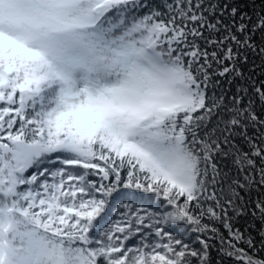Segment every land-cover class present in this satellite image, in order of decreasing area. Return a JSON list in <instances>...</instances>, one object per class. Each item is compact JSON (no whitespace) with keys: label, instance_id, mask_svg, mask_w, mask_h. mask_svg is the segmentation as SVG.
Instances as JSON below:
<instances>
[{"label":"snow or ice","instance_id":"snow-or-ice-1","mask_svg":"<svg viewBox=\"0 0 264 264\" xmlns=\"http://www.w3.org/2000/svg\"><path fill=\"white\" fill-rule=\"evenodd\" d=\"M256 59L231 0H0V264H264Z\"/></svg>","mask_w":264,"mask_h":264},{"label":"trees","instance_id":"trees-1","mask_svg":"<svg viewBox=\"0 0 264 264\" xmlns=\"http://www.w3.org/2000/svg\"><path fill=\"white\" fill-rule=\"evenodd\" d=\"M155 2L159 3L160 0H155ZM232 3H234L236 6L239 7L241 12L247 13L249 15H251L254 11L258 12L261 9H264V0H231ZM252 60L253 58L250 57L249 59V65L245 66L243 68V71L245 73V77L248 78L249 74L251 72L252 69ZM259 60L256 59L255 60V64L257 65L256 69H255V73L253 74L252 78L253 79H262L264 78V71L261 70V68L258 66L259 65ZM222 87L223 89L228 90L229 92L235 91V87L236 85L233 84L231 86H229L227 84V82H222ZM119 204H120V197H117L115 202H114V208H113V212L110 213L108 219L109 221H111L116 217V209L119 208ZM134 206H139V207H148L149 206V202L147 201H142V200H137V201H133ZM246 226V222L242 221L240 224L237 225V227H240V229L243 231L244 227ZM257 227H259V224L257 222ZM175 231V229H174ZM252 235L256 238L257 243L259 244V235L257 232L252 231ZM183 238L190 244H194L195 246L198 247V245L195 244V240H196V235L195 234H184ZM212 258H213V264H215L217 257V253L215 250L212 251L211 253ZM228 264H231V262H228Z\"/></svg>","mask_w":264,"mask_h":264}]
</instances>
